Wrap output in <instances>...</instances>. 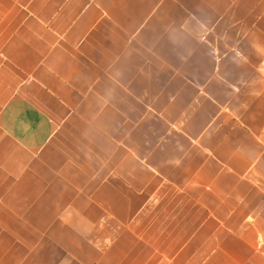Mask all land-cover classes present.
I'll return each instance as SVG.
<instances>
[{"label": "crops", "instance_id": "crops-1", "mask_svg": "<svg viewBox=\"0 0 264 264\" xmlns=\"http://www.w3.org/2000/svg\"><path fill=\"white\" fill-rule=\"evenodd\" d=\"M0 264H264V0H0Z\"/></svg>", "mask_w": 264, "mask_h": 264}]
</instances>
